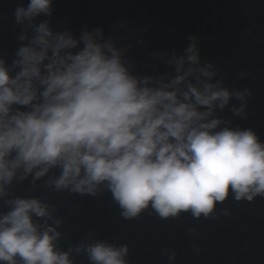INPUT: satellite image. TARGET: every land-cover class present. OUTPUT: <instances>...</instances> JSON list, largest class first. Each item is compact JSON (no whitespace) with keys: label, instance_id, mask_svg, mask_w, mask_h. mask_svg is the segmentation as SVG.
I'll return each instance as SVG.
<instances>
[{"label":"clouds","instance_id":"clouds-1","mask_svg":"<svg viewBox=\"0 0 264 264\" xmlns=\"http://www.w3.org/2000/svg\"><path fill=\"white\" fill-rule=\"evenodd\" d=\"M54 4L18 3L19 46L10 62L0 52V264H77L81 254L89 264H129L128 244L94 233L62 250L57 205L14 194L29 177L28 192L47 177L44 187L56 192L110 193L126 219L146 209L163 219L207 218L230 194L264 197V141L218 111L235 98L231 111L243 116L249 91L225 86L197 37L145 65L167 70L141 73L131 29L54 27ZM175 259L172 252L169 264Z\"/></svg>","mask_w":264,"mask_h":264},{"label":"water","instance_id":"water-1","mask_svg":"<svg viewBox=\"0 0 264 264\" xmlns=\"http://www.w3.org/2000/svg\"><path fill=\"white\" fill-rule=\"evenodd\" d=\"M27 2L0 0V52L9 62L19 46L12 10ZM54 9L53 26H66L77 34L85 24L103 27L106 33L121 24V32L131 29L130 55L141 73L167 70L163 65L158 69L145 65L157 63L154 52L172 48L182 52L188 38L197 37L203 60L215 64L225 86L249 91L243 116L231 111L232 104L241 103L235 98L218 110L220 115L231 120L232 127L253 129L264 141V0H55ZM137 37L143 42L136 43ZM46 179L28 192L29 177L14 185V194L43 196L57 205L54 217L63 220L62 250L94 233L99 239L128 244L129 264H169L172 252L173 264H264V197L237 201L230 194L207 218L186 212L163 219L146 209L141 216L126 219L110 193L93 197L56 192L44 187ZM76 259L77 264H89L84 254Z\"/></svg>","mask_w":264,"mask_h":264}]
</instances>
